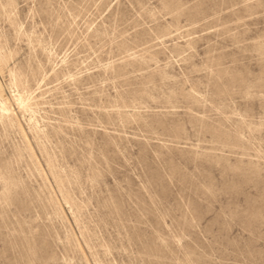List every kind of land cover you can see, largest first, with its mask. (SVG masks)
I'll return each instance as SVG.
<instances>
[{"label":"rangeland","instance_id":"1","mask_svg":"<svg viewBox=\"0 0 264 264\" xmlns=\"http://www.w3.org/2000/svg\"><path fill=\"white\" fill-rule=\"evenodd\" d=\"M0 264H264V0H0Z\"/></svg>","mask_w":264,"mask_h":264}]
</instances>
